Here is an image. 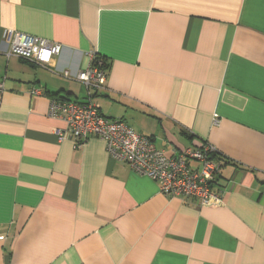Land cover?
Instances as JSON below:
<instances>
[{
    "label": "crops",
    "instance_id": "obj_1",
    "mask_svg": "<svg viewBox=\"0 0 264 264\" xmlns=\"http://www.w3.org/2000/svg\"><path fill=\"white\" fill-rule=\"evenodd\" d=\"M10 30L61 43L60 72L106 57L101 113L168 154L214 145L222 200L62 138L50 102L86 87L9 57ZM0 232V264H264V0H0Z\"/></svg>",
    "mask_w": 264,
    "mask_h": 264
},
{
    "label": "built area",
    "instance_id": "obj_2",
    "mask_svg": "<svg viewBox=\"0 0 264 264\" xmlns=\"http://www.w3.org/2000/svg\"><path fill=\"white\" fill-rule=\"evenodd\" d=\"M5 40L9 43V57L16 56L42 65L86 87L84 101L61 97L50 102L49 116L62 119L68 125L61 134L62 138H71L76 147L93 136L103 139L113 159L125 162L135 172L157 181L164 195L197 199L201 204L222 200L221 191L214 190L221 169V162L214 157L218 154L214 145L205 142L200 147H187L177 154H168L158 148L150 136L136 132L123 119L101 113L93 97L105 88L108 70L101 66L96 51L88 53V66L73 75L69 70L60 72L54 68V61L63 50L61 43L14 30L6 32ZM34 92L40 91L36 89ZM214 122L217 123V119ZM5 238L0 232V240Z\"/></svg>",
    "mask_w": 264,
    "mask_h": 264
},
{
    "label": "trees",
    "instance_id": "obj_3",
    "mask_svg": "<svg viewBox=\"0 0 264 264\" xmlns=\"http://www.w3.org/2000/svg\"><path fill=\"white\" fill-rule=\"evenodd\" d=\"M98 59L102 62L101 66L108 70L109 69V63H108L106 57H104L103 55L98 54ZM56 96H59V94H57ZM217 155L218 154H215L214 157H217Z\"/></svg>",
    "mask_w": 264,
    "mask_h": 264
}]
</instances>
